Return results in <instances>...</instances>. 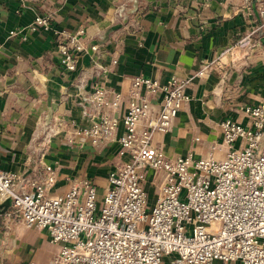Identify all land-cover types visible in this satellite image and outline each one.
<instances>
[{
    "label": "crops",
    "instance_id": "crops-1",
    "mask_svg": "<svg viewBox=\"0 0 264 264\" xmlns=\"http://www.w3.org/2000/svg\"><path fill=\"white\" fill-rule=\"evenodd\" d=\"M242 10L236 0H0V169L26 184L50 165L57 179L49 196L65 192L70 178H89L100 201L108 175L123 158L116 143L77 144L71 132L87 121L76 101L96 80L125 94L133 76L188 82L189 99L173 131L155 134L154 141L169 158L187 150L204 156L211 144L221 143L224 120L249 125L243 108L264 98V30L250 34L253 26ZM36 16H48L50 29L31 30ZM81 29L86 45L103 43L115 55L116 65L110 57L102 61L107 75L94 72L87 55L74 72L59 64L57 35ZM248 35L249 42L240 44ZM224 156V150L215 152L219 160ZM143 185L153 206L161 179L150 170ZM3 204L0 264H49L58 246L44 230L26 228Z\"/></svg>",
    "mask_w": 264,
    "mask_h": 264
},
{
    "label": "built area",
    "instance_id": "built-area-1",
    "mask_svg": "<svg viewBox=\"0 0 264 264\" xmlns=\"http://www.w3.org/2000/svg\"><path fill=\"white\" fill-rule=\"evenodd\" d=\"M236 1L253 26L249 33L264 30V0ZM36 28L49 30L50 18L36 16L31 30ZM84 34L81 29L57 35L59 64L74 72L87 55L94 72L107 75L102 61L110 57L116 65L115 55L103 43L86 45ZM187 84L175 77L160 83L133 76L125 94L96 80L78 95L87 126L71 136L80 147L116 143L123 158L108 175L100 201L89 178H70L65 192L49 196L57 179L50 165L26 184L0 169V203L8 200L26 228L44 230L58 246L49 264H264V98L243 108L249 125L224 120L221 143L211 144L204 156L187 150L169 158L154 136L173 131L189 99ZM219 150L225 152L221 160L215 157ZM150 170L162 183L153 206L143 185Z\"/></svg>",
    "mask_w": 264,
    "mask_h": 264
},
{
    "label": "water",
    "instance_id": "water-1",
    "mask_svg": "<svg viewBox=\"0 0 264 264\" xmlns=\"http://www.w3.org/2000/svg\"><path fill=\"white\" fill-rule=\"evenodd\" d=\"M8 204H9V201L7 200V201L4 202L3 205L6 206V205H8Z\"/></svg>",
    "mask_w": 264,
    "mask_h": 264
}]
</instances>
